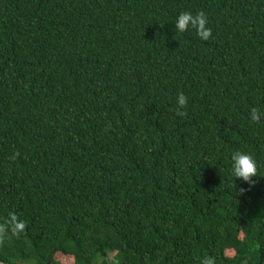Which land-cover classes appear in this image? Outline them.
Instances as JSON below:
<instances>
[{"label": "trees", "instance_id": "1", "mask_svg": "<svg viewBox=\"0 0 264 264\" xmlns=\"http://www.w3.org/2000/svg\"><path fill=\"white\" fill-rule=\"evenodd\" d=\"M254 108L264 0H0V264H264Z\"/></svg>", "mask_w": 264, "mask_h": 264}, {"label": "clouds", "instance_id": "2", "mask_svg": "<svg viewBox=\"0 0 264 264\" xmlns=\"http://www.w3.org/2000/svg\"><path fill=\"white\" fill-rule=\"evenodd\" d=\"M174 27L177 32L185 33L190 29L195 30L196 35L203 41H207L212 36V29L208 26V18L203 11L193 13L191 11H181L175 18ZM187 104V97L181 92L176 97V105L178 108H183ZM250 119L253 122L264 120V111L252 109ZM230 170L234 181H239L240 185L252 186L255 183L254 177L257 175V161L254 157L246 152L237 151L231 156ZM237 193L242 196L246 189L236 185ZM9 224L14 232H21L25 228L22 221H18L13 214L10 215ZM2 230V229H0ZM203 264H214L211 257L204 259Z\"/></svg>", "mask_w": 264, "mask_h": 264}, {"label": "rangeland", "instance_id": "3", "mask_svg": "<svg viewBox=\"0 0 264 264\" xmlns=\"http://www.w3.org/2000/svg\"><path fill=\"white\" fill-rule=\"evenodd\" d=\"M58 260L61 262V264H74L73 258L71 256L58 255Z\"/></svg>", "mask_w": 264, "mask_h": 264}]
</instances>
